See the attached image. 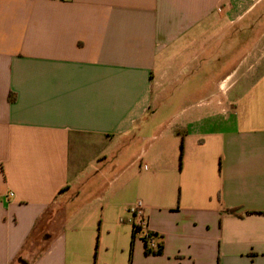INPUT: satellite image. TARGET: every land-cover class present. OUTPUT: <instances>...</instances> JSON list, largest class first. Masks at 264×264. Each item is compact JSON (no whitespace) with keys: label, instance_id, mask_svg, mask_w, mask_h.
Masks as SVG:
<instances>
[{"label":"crops","instance_id":"1","mask_svg":"<svg viewBox=\"0 0 264 264\" xmlns=\"http://www.w3.org/2000/svg\"><path fill=\"white\" fill-rule=\"evenodd\" d=\"M262 27L264 0H0V264H264Z\"/></svg>","mask_w":264,"mask_h":264},{"label":"rangeland","instance_id":"2","mask_svg":"<svg viewBox=\"0 0 264 264\" xmlns=\"http://www.w3.org/2000/svg\"><path fill=\"white\" fill-rule=\"evenodd\" d=\"M218 14L221 16L224 15V17L227 18L226 17L227 12L224 11V9L222 8L218 11ZM262 31H264V27L259 29V33H261ZM262 54H264V47L258 49L259 57H261L260 55ZM61 227H62L61 211H58L57 209L49 210L47 212L46 218L42 222L39 223L38 236H34L32 241L29 242L27 246V248H29L28 250L32 251V248H31L33 247L32 243L39 242L36 248L37 250L31 252L33 253L32 254L33 257L47 246V244L54 237V235L61 229ZM142 237H145V235L142 234Z\"/></svg>","mask_w":264,"mask_h":264},{"label":"built area","instance_id":"3","mask_svg":"<svg viewBox=\"0 0 264 264\" xmlns=\"http://www.w3.org/2000/svg\"><path fill=\"white\" fill-rule=\"evenodd\" d=\"M13 196V193L7 196V198H11ZM131 220L130 222L135 225V227H140L143 230V233L145 235V238L150 240L149 234L150 232H147L146 230V220H145V213H144V205L141 201H139L136 205H134L131 210ZM145 231V232H144Z\"/></svg>","mask_w":264,"mask_h":264},{"label":"trees","instance_id":"4","mask_svg":"<svg viewBox=\"0 0 264 264\" xmlns=\"http://www.w3.org/2000/svg\"><path fill=\"white\" fill-rule=\"evenodd\" d=\"M229 214H236V211L235 210H229L228 211ZM142 235L144 234L143 233V230L142 228L140 227H135L134 225V232H133V242H134V239L136 238L137 235ZM157 235L153 234V233H150L149 234V237H150V240H148L147 238L144 237V240L146 242V253L147 254H163V250H164V244H163V241L159 244L158 246V249L157 250H154L151 248V245L153 243V240L156 238ZM133 245V243H132Z\"/></svg>","mask_w":264,"mask_h":264}]
</instances>
